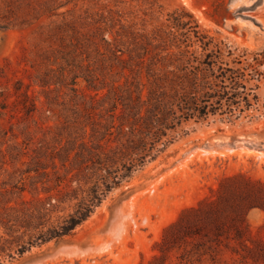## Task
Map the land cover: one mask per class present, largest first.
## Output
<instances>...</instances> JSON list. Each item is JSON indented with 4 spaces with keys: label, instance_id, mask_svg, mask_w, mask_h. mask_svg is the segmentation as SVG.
<instances>
[{
    "label": "rangeland",
    "instance_id": "1",
    "mask_svg": "<svg viewBox=\"0 0 264 264\" xmlns=\"http://www.w3.org/2000/svg\"><path fill=\"white\" fill-rule=\"evenodd\" d=\"M197 32L232 47L259 110L180 116ZM259 188L264 0H0V264H264V206H231Z\"/></svg>",
    "mask_w": 264,
    "mask_h": 264
},
{
    "label": "trees",
    "instance_id": "2",
    "mask_svg": "<svg viewBox=\"0 0 264 264\" xmlns=\"http://www.w3.org/2000/svg\"><path fill=\"white\" fill-rule=\"evenodd\" d=\"M196 38V42L201 44L203 53L200 57L193 53L182 68L185 74L181 78L182 81L186 80V88L177 98L176 107L181 113L180 116L187 120L193 118L206 120L210 116L222 115L224 119L233 122L251 110H259V96L255 93L256 88L249 85L254 77H247L244 69L235 67V64H241L238 58L232 60L234 65L225 60V57H231L234 54L232 47L224 40H217L207 34L197 32ZM236 198L237 196L233 197L231 203L235 211L264 206V188L239 195L238 202ZM99 200L101 202L100 197ZM97 206L95 199H83L62 221L60 227L44 233L43 241L69 235L91 217ZM214 210L212 209L215 212L212 215L213 220L209 222L214 224L212 226L216 230H219L221 222L217 214L221 212V207H215ZM200 211V209H194L188 213L197 215L201 213ZM240 234H242L241 231H239Z\"/></svg>",
    "mask_w": 264,
    "mask_h": 264
}]
</instances>
